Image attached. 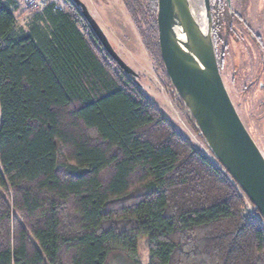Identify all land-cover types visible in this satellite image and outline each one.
I'll use <instances>...</instances> for the list:
<instances>
[{
    "label": "trees",
    "instance_id": "1",
    "mask_svg": "<svg viewBox=\"0 0 264 264\" xmlns=\"http://www.w3.org/2000/svg\"><path fill=\"white\" fill-rule=\"evenodd\" d=\"M123 1L168 78L158 0ZM21 5L0 0V264H143L142 241L148 264H264L261 213L118 66L76 3L23 5V25ZM219 6L221 73L235 15Z\"/></svg>",
    "mask_w": 264,
    "mask_h": 264
},
{
    "label": "water",
    "instance_id": "2",
    "mask_svg": "<svg viewBox=\"0 0 264 264\" xmlns=\"http://www.w3.org/2000/svg\"><path fill=\"white\" fill-rule=\"evenodd\" d=\"M103 48L128 75L136 73L114 50L81 0H73ZM229 1V0H228ZM206 32L189 0H158V39L164 68L208 147L264 218V156L243 124L220 73L210 0ZM183 35L184 40L179 39Z\"/></svg>",
    "mask_w": 264,
    "mask_h": 264
},
{
    "label": "rangeland",
    "instance_id": "3",
    "mask_svg": "<svg viewBox=\"0 0 264 264\" xmlns=\"http://www.w3.org/2000/svg\"><path fill=\"white\" fill-rule=\"evenodd\" d=\"M64 4V0H60ZM105 32L114 50L140 75L139 82L146 95L154 100L175 126L207 155L211 152L203 135L183 108L178 96L161 67L144 48L142 40L132 23L123 0H81ZM225 1V0H222ZM22 4L18 11V23L24 24L29 15ZM195 19L207 30V16L203 0H189ZM235 15L231 27L223 30L226 54L221 75L229 96L264 156V63L263 55L252 43V35H260L264 48V0H232ZM200 18V19H199ZM203 25V26H202ZM143 264H148V250L140 243Z\"/></svg>",
    "mask_w": 264,
    "mask_h": 264
},
{
    "label": "flooded vegetation",
    "instance_id": "4",
    "mask_svg": "<svg viewBox=\"0 0 264 264\" xmlns=\"http://www.w3.org/2000/svg\"><path fill=\"white\" fill-rule=\"evenodd\" d=\"M212 1H215L213 4H212ZM222 0H210V6H211V11H212V15L213 13H215V17H218L221 13H222V7L219 6V3L221 2ZM228 1V0H227ZM228 3L230 4V6L232 7V0H229ZM214 35H216V37H220L221 38V35H222V32L219 30L215 31V26H214ZM252 39V43L258 47V50L261 52V54L263 55V57L261 58L262 62L264 63V48L262 47V44L260 43V41H262L260 35H258V37H255V35H252L251 37ZM221 41V39H220ZM221 45V44H220ZM224 54V52H223ZM222 54V57L224 59V56ZM261 89H264V85H260Z\"/></svg>",
    "mask_w": 264,
    "mask_h": 264
},
{
    "label": "built area",
    "instance_id": "5",
    "mask_svg": "<svg viewBox=\"0 0 264 264\" xmlns=\"http://www.w3.org/2000/svg\"><path fill=\"white\" fill-rule=\"evenodd\" d=\"M22 2L28 8H31L35 11H41L47 5H49L51 0H22ZM56 7L58 8V6Z\"/></svg>",
    "mask_w": 264,
    "mask_h": 264
},
{
    "label": "bare ground",
    "instance_id": "6",
    "mask_svg": "<svg viewBox=\"0 0 264 264\" xmlns=\"http://www.w3.org/2000/svg\"><path fill=\"white\" fill-rule=\"evenodd\" d=\"M193 13H194V12H193ZM196 19H197V18H196ZM199 19H200V18H199ZM202 26H203V25H202ZM184 38H185V37H184L183 35H180V36H179L180 41H181V40H184Z\"/></svg>",
    "mask_w": 264,
    "mask_h": 264
},
{
    "label": "crops",
    "instance_id": "7",
    "mask_svg": "<svg viewBox=\"0 0 264 264\" xmlns=\"http://www.w3.org/2000/svg\"><path fill=\"white\" fill-rule=\"evenodd\" d=\"M16 2H19V0H16Z\"/></svg>",
    "mask_w": 264,
    "mask_h": 264
}]
</instances>
